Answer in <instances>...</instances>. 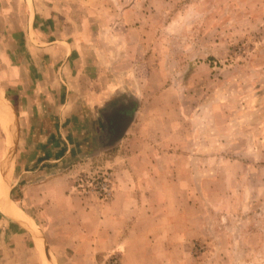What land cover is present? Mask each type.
Returning a JSON list of instances; mask_svg holds the SVG:
<instances>
[{
  "label": "rangeland",
  "instance_id": "1",
  "mask_svg": "<svg viewBox=\"0 0 264 264\" xmlns=\"http://www.w3.org/2000/svg\"><path fill=\"white\" fill-rule=\"evenodd\" d=\"M51 3L56 22L68 20L88 60L136 107L126 129L108 124L69 167L80 197L108 205L123 182L142 204L126 236H109L127 247L85 264H264V0ZM2 21L18 27L16 18ZM1 25L0 57L7 49L14 56L20 32ZM0 126L3 186L13 171L12 113ZM104 217L103 228H116ZM63 243L52 242V262L79 261L72 247L55 248Z\"/></svg>",
  "mask_w": 264,
  "mask_h": 264
},
{
  "label": "crops",
  "instance_id": "2",
  "mask_svg": "<svg viewBox=\"0 0 264 264\" xmlns=\"http://www.w3.org/2000/svg\"><path fill=\"white\" fill-rule=\"evenodd\" d=\"M51 2L0 0L2 31L20 32L11 48L14 56L7 49L0 57V94L6 101L0 96V105L8 127L12 113L17 133L11 178L0 185V264H51L45 252H51L54 241L64 242L55 246L58 250L66 253L72 247L81 257L73 264H85L86 257L95 258L114 246L126 248L125 238L109 239L111 231L126 236L123 226H129L142 208L131 195L132 187L123 182L108 205L73 190L69 167L80 150L109 127L110 113L131 120L136 107L120 84L101 76L95 59L88 60V44L75 40L68 20L56 22ZM5 18H16L18 27L3 23ZM14 190L22 210L13 201ZM104 216L116 228H103ZM68 224L75 225L73 239ZM56 226L62 232L50 233Z\"/></svg>",
  "mask_w": 264,
  "mask_h": 264
},
{
  "label": "water",
  "instance_id": "3",
  "mask_svg": "<svg viewBox=\"0 0 264 264\" xmlns=\"http://www.w3.org/2000/svg\"><path fill=\"white\" fill-rule=\"evenodd\" d=\"M130 121L129 119H126L124 118L123 116H121V114L119 112L117 113H110L108 115V124L111 126H114V125H119V127L124 130L128 127V125L130 124ZM45 256L46 258L48 259V261L51 263V264H54L52 262V259H51V254L49 252V250H47L46 248V252H45Z\"/></svg>",
  "mask_w": 264,
  "mask_h": 264
},
{
  "label": "bare ground",
  "instance_id": "4",
  "mask_svg": "<svg viewBox=\"0 0 264 264\" xmlns=\"http://www.w3.org/2000/svg\"><path fill=\"white\" fill-rule=\"evenodd\" d=\"M0 124L4 129H7L9 124L8 115L6 114L4 108L1 105H0Z\"/></svg>",
  "mask_w": 264,
  "mask_h": 264
},
{
  "label": "built area",
  "instance_id": "5",
  "mask_svg": "<svg viewBox=\"0 0 264 264\" xmlns=\"http://www.w3.org/2000/svg\"><path fill=\"white\" fill-rule=\"evenodd\" d=\"M98 185H97V188H98V190H99V193L101 194V195H104V196H106V195H109V189L107 188V184H106V182H105V178L102 176V178L100 179V182L99 183H97Z\"/></svg>",
  "mask_w": 264,
  "mask_h": 264
}]
</instances>
